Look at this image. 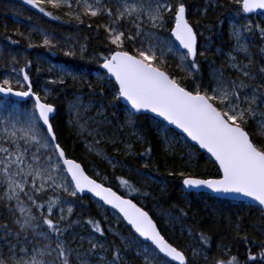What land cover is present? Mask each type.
I'll use <instances>...</instances> for the list:
<instances>
[{
	"label": "snow or ice",
	"instance_id": "6c2138e0",
	"mask_svg": "<svg viewBox=\"0 0 264 264\" xmlns=\"http://www.w3.org/2000/svg\"><path fill=\"white\" fill-rule=\"evenodd\" d=\"M23 2L45 16L54 15L42 6L48 3L52 8L66 7L69 11L65 15L74 16L81 23V5L85 15L104 18L109 54L101 57L100 67L105 70L108 83L114 80L113 98L122 99L130 106L129 123L134 114H155L162 118L153 121L158 133L167 137L179 130L214 158L218 165L217 176L185 178L186 189L203 188L214 194H234L264 207V140L254 141L246 127L248 117H255L264 107V91L261 90L264 79L249 91V85L240 77H256L252 76L248 64L238 63L235 56H229L233 62L228 66L237 78L218 71L204 83L195 59L197 34L186 17L182 0L175 4L170 0ZM236 2L245 14L264 10V0ZM121 22L128 25L127 32ZM165 29L168 35L161 36ZM261 33L264 35V29ZM234 35L238 42L236 51L247 53L240 44L242 32ZM43 43L48 45L49 40L45 38ZM130 46L134 54L130 52ZM177 47L185 50L180 58L181 67L193 77L191 85L182 83L180 78L154 63ZM20 72L23 81L27 82V90H17L7 78L0 82V202L6 205L16 228L13 231L5 225L0 229V264H71L70 257L75 249L67 244L66 234L72 221L65 218L64 206L69 205V217L73 207L70 201L49 195L57 190L74 198H82L88 193L103 205L110 206L134 236L126 243L142 249L147 264H188L184 251L162 234L148 211L137 206L133 199L125 198L124 193L92 178L79 162L67 156L51 122L55 107L33 92L27 71L20 69ZM260 72L264 74V68ZM20 83L17 80V85ZM11 97L30 98L32 105L18 106ZM260 115V128L264 134V112ZM120 183L128 188L127 195L131 196L133 192L141 195L127 180H120ZM90 223L94 231L104 235L96 221ZM235 229L239 235V223ZM200 239L207 243V237L201 235ZM41 242L44 243L42 248L39 247ZM243 242L252 243L246 235ZM99 247L103 248V244ZM259 247L258 256L249 250L248 260L253 264L258 259L264 261V244ZM91 248L94 252L97 244L92 243ZM120 261V251L114 247L110 264H120ZM214 264H239V261L232 256L216 260Z\"/></svg>",
	"mask_w": 264,
	"mask_h": 264
},
{
	"label": "trees",
	"instance_id": "16d2710c",
	"mask_svg": "<svg viewBox=\"0 0 264 264\" xmlns=\"http://www.w3.org/2000/svg\"><path fill=\"white\" fill-rule=\"evenodd\" d=\"M10 1L0 0V20L7 26V31L0 36V43L7 50L26 52L30 61L26 70L32 90L39 94L42 100L55 107L56 114L51 122L67 156L79 162L87 174L99 182H101L100 179L95 176L91 168L105 174L108 177L107 183H104L106 186L112 187L118 193H124L125 197L133 199L145 211H148L162 234L178 249L184 251L188 264H214L216 260L228 259L232 256L237 258L239 264H253L248 260L249 250L252 255L258 256L259 246L264 244V218L260 209L248 203L217 199L207 193L185 192L181 184L184 177L212 178L217 176L218 169L213 161L185 140L177 141L175 146L167 148L152 118L148 115H133L131 119L134 121V127H132L127 117V110L119 99L113 98L111 90L114 87L113 82L108 83L106 80L100 82L98 78L91 75L92 71L105 74L101 72L99 63L89 58L90 53L95 55L99 61L102 56L109 54L106 34L100 26V22L103 21L102 17L85 15L84 10L80 8L79 13L83 21L81 23L75 18H68L62 7L52 8L48 3L42 6L52 12L53 16H45L38 10L26 6H22L25 13L19 14L13 8L8 7L7 4ZM182 2L185 4L189 23L196 31L197 45H207L203 54L197 53L195 58L199 73L204 77V83L207 82L206 70L208 68L221 69L226 74V71L218 64L216 53L213 50L235 44L228 34L230 20L235 21L246 35L254 37L257 41L255 70L262 76L261 80L264 79V74L260 72V69L264 68V35L261 33V29H264V12L245 14L236 0H217L218 8L215 11L201 13L199 10L205 6L204 0H182ZM12 14L16 16L19 23L12 24L10 18ZM32 16H36L37 19L33 20ZM33 26L53 34L48 45H40L32 40L40 36V32ZM121 27L124 28L122 22ZM67 36H74L85 45L84 57H80L78 52L65 55L62 50L63 46L61 48L59 45H62ZM129 50L134 54L131 46ZM34 52L47 54L52 62L72 71L85 72V79L78 81L67 78L62 80L63 83L60 82L61 80L53 79L48 82L47 78L54 75L46 71L45 66L32 61L31 57ZM4 56V59H0V82L6 71V62L3 60L8 59L6 54ZM163 61L166 62V60ZM163 64L160 68L167 72V67L165 63ZM175 70L180 71L176 66ZM181 82L189 85L186 79H181ZM41 84L51 89L49 96L42 94ZM13 86L16 89L19 88L17 84ZM78 92L85 94L86 99L91 98L96 104H102L104 107L108 120L106 121L108 126L104 127L107 139L109 141L122 140L130 145V152L122 151L120 142H115L113 146V149H119L117 153L111 149L106 150L107 155L117 161L118 167L111 169L105 161L91 153L81 143V137L76 128L67 123V107L74 99L75 93ZM256 116L248 117L249 124L246 127L254 141L264 140V137L260 139L254 135L253 124ZM120 180H127L141 195L136 192H133L131 196L127 195L129 190L120 183ZM142 193L148 195L145 196ZM72 200L76 204L71 215L72 223L68 225L67 242L70 244L74 242L69 231L75 222L79 221L93 228L90 221L94 220L104 231L102 236L99 232L95 231V233L107 248L106 257L111 260L115 247L120 251V264H122V258L130 264H142L133 248L124 244L117 235L108 230V227L113 225L110 210L102 205L99 206L98 202L87 195L82 198L73 197ZM237 223L240 225L239 235L235 229ZM5 225L13 231L16 230L6 205L0 202V229ZM117 228L124 235L134 237L119 217ZM201 235L207 237V243L201 241ZM245 235L252 243L243 242ZM193 243L202 252V255L196 259H190ZM205 256L208 257L207 260ZM255 264H264V261L258 259Z\"/></svg>",
	"mask_w": 264,
	"mask_h": 264
},
{
	"label": "rangeland",
	"instance_id": "374dc122",
	"mask_svg": "<svg viewBox=\"0 0 264 264\" xmlns=\"http://www.w3.org/2000/svg\"><path fill=\"white\" fill-rule=\"evenodd\" d=\"M205 1V6L200 9L199 11L201 13H205L208 11H215L218 8V2L217 0H204ZM171 3L175 4L177 3V0H170ZM9 8H13L15 12L19 14L25 13V9H23L22 6H25V3L23 0H15V1H10L8 4ZM64 12L66 13L69 11L66 7H63ZM82 10L83 5L80 6ZM33 14V13H32ZM68 18H74V16H69L67 15ZM12 20V24L19 23L18 19L14 14L10 16ZM264 18V15H263ZM33 20H36V16H32ZM103 21H101L100 26L103 28L105 31V25H106V20L102 18ZM123 24V29L127 32L128 30V25L124 22ZM12 26V25H11ZM6 24L0 20V36L4 34L6 29ZM33 28L37 29V31L40 32V36L32 38V40L40 45L44 44L43 41L44 39L50 40L53 37V34L50 32H47L45 30L40 29L37 26H33ZM34 30V29H33ZM150 31H155V29H146ZM228 31H229V36L231 39L234 40L235 44H233L230 47L226 48H215L213 51L216 53L218 64L226 71V74L228 77L236 79V73L229 68V64L232 63L233 61L229 60V56H235L236 62L242 63V64H248L249 65V70L252 74V76H255L256 79H251V78H245V77H240V79H244L245 83L249 85V91L251 90L252 87H256L261 84L262 76L258 74V72L255 70V65H256V46H257V41L255 40L254 37H249L244 33V31L239 27V25L233 21L230 20L228 22ZM236 32H242V37L240 38V44L243 45L247 49V53L245 52H238L236 51L237 48V37L234 35ZM105 34L107 36V32L105 31ZM168 32L167 29H165L162 33L161 36H167ZM146 39V38H144ZM31 40V42H33ZM55 44V43H54ZM65 45V46H64ZM63 46L64 49L63 52H72V53H77L79 54L80 57H84L86 54V47L82 43H80V40L74 36L66 37V40L62 43V45H59V47ZM147 43L145 44V47H147ZM207 48V45L201 46L197 45V53L201 54L203 53ZM60 49V48H59ZM5 52V53H4ZM4 54L7 55V60H3L6 62V71L3 73L2 80L7 78L12 81V86L17 84V80H20L21 83L19 85V88L17 90H27V82L23 81V73L20 72V69H28V65H30V61L28 56L26 55L25 51H12V50H7L3 45L0 43V59H4ZM157 54L159 55V50H157ZM184 54L181 50L176 48L173 53H168L166 57L163 59H158L154 63L161 67L165 63L166 65V70L167 73L173 74L176 77L187 80L188 84L191 85L193 77L189 75V73L181 67V56ZM32 61L35 63H38L40 65L45 66L46 71L52 73L54 76H49L47 78L48 82L52 81L53 79L55 80H63L67 78H71L74 80L80 81L81 79H85L84 73L85 72H80V71H72L71 69L60 65L56 64L55 62H52L50 59H48L47 54H40L37 52H34L32 54ZM89 58L96 63H99L100 66V61L99 59L90 53ZM163 60H166L163 61ZM251 62V63H249ZM175 66L180 69V71L175 70ZM162 70V69H161ZM27 71V70H26ZM218 71H221V69L217 68H208L206 70V75H207V82H209L210 78L212 77L213 73H216ZM28 73V72H27ZM91 75L95 78H98L101 81L106 80L107 78L105 75L100 74L98 71H92ZM97 79V80H98ZM2 82V81H1ZM42 86L40 87L42 94L44 96H49L51 93V89L46 87L45 85L41 84ZM15 88V86H13ZM264 91V88L261 89ZM11 101L15 102L18 106H27L31 107L32 102L31 101H26V102H18L13 99ZM126 109V108H125ZM127 112H129L128 109H126ZM264 112V107H262L256 116V120L254 122V135H256L258 138L262 139L264 137V134H262V130L260 128V121H261V115L260 113ZM128 117V116H127ZM67 123L73 127L76 128V130L79 132L80 135V140L81 143L91 152L94 153L96 156H98L100 159L105 161L111 169H114L118 167L117 161L113 158L107 155L106 150L111 149L113 150L114 153H117L119 150L118 148H114L113 146L115 145V142H120L122 143V151L124 150L125 152H130V145L127 144L126 142L122 140H117V141H109L107 139V136L104 133V127L108 126L106 119V115L104 112V107L102 104H96L95 100H92L91 98L86 99V95L82 93H75L74 99L72 102L68 105L67 107V116H66ZM129 120V117H128ZM154 121L155 119L152 118ZM132 127H134V121L131 119V124ZM158 132V131H157ZM161 140L165 143L167 148H170L172 145H176L177 141H186V139L180 135H168L165 137L162 132L159 133ZM97 141H99L97 143ZM187 142V141H186ZM184 143V142H183ZM188 143V142H187ZM189 144V143H188ZM190 145V144H189ZM192 153V151H190ZM95 176L100 179L102 183H107L108 177L105 174L100 173L97 171L95 168H91ZM49 195L55 196H60L62 200L65 201H70L71 206L73 207L76 204L74 200H72L73 197H69L66 194L60 192L57 190L56 193H49ZM69 205L64 206V216L66 219H71V217L68 216L67 213V207ZM99 206L101 204L99 203ZM105 214V212H103ZM111 214V223L113 224L112 226L108 227V230L111 231V233L117 235V237L126 245H130L133 250L135 251L137 257L139 260L142 262V264H147V260L145 256L143 255V250L138 248L135 244H130L126 243L129 240L134 239L131 235H124L120 229L117 228V222H118V216L110 212ZM17 215H19L17 213ZM39 215V213H37ZM71 231H69V235L74 238V242L70 244L67 242L68 245H70L75 251L72 253L70 257V262L71 264H110V259L106 257L105 251L107 248L104 246V242L100 241L93 230L92 226H88L82 222H75L71 226ZM31 238V237H30ZM96 243L97 248L93 252L91 248V244ZM100 244H103V248L99 247ZM44 243L41 242L39 244V247H43ZM202 255V252L200 249L196 246L195 243L192 244L191 248V254H190V259H196L199 258ZM53 256H55V253H53ZM59 264V262H58ZM122 264H130L128 263L124 258H122ZM174 264V263H173Z\"/></svg>",
	"mask_w": 264,
	"mask_h": 264
},
{
	"label": "water",
	"instance_id": "95a60500",
	"mask_svg": "<svg viewBox=\"0 0 264 264\" xmlns=\"http://www.w3.org/2000/svg\"><path fill=\"white\" fill-rule=\"evenodd\" d=\"M25 6H26V7H30V8H32L30 5H27V4H25ZM263 12H264V10H257V11H255L254 13L260 14V13H263ZM186 17H187V15H186ZM197 43H198V41H197ZM177 48H178V47H177ZM178 49H179V48H178ZM179 50H181L182 52L185 51V50H182V49H179ZM188 59L190 60L191 58H188ZM100 70L105 74V70H104V69H102V68L100 67ZM113 84H114V80H113ZM10 99H13V100L18 101V102H26V101H31V102H32V100H31L30 98H16V97H11ZM119 101H120V103H121L126 109H128L129 111L131 110V109H130V106L127 105L126 102H124L122 99H119ZM55 114H56V111L52 114V119H53V117L55 116ZM141 114L148 115V116H150L151 118H153V119H155V120H157V119H162V118H157V117H155V114H152V113H140V114H134V116H138V115H141ZM164 123H166V122H164ZM171 127H174V126H171ZM175 133H177V134L181 135L182 137H184V138L186 139V141H187L191 146L195 147L199 152L203 153V154H204L205 156H207L211 161H213V163L216 165V167H217V169H218V165L215 163L214 158H212V157L210 156V154L206 152V150L199 149V146H198V145H195V142H192L190 139L186 138V135L183 134V133H181L179 130H175ZM189 177H191V178H199V177H194V176H187V177H184L183 180H184L185 178H189ZM92 178H93V177H92ZM212 178H215V177H212ZM94 179H95V178H94ZM200 179H209V178H200ZM96 180H97V179H96ZM183 180H182V183H181V184H182V188H183L184 191L187 192V193H207V194H210V195H212L213 197H215V198H217V199H223V200H230V201H234V202H243V203L252 204V205H255L256 207H258V208L260 209V211L262 212L263 218H264V207L259 206L256 202L251 201V200H249L248 198H243V197H240V196H238V195H234V194H229V195L214 194V193H212L210 190L203 189V188H201V189H186L185 186L183 185ZM97 181H98V180H97ZM98 182H99V181H98ZM105 186H106V185H105ZM113 190H114V189H113ZM84 195H87V196L91 197L93 200H95L96 202L100 203L103 207H105L106 209L112 211L113 213H115V214L119 217V215H118L114 210H112V209L110 208V206L103 205L102 202H99V201L97 200V198L91 196V194L85 193V194H83V196H84ZM125 198H127V197H125ZM133 202L136 203L135 201H133ZM137 206H140V205L137 204ZM119 218L122 220V217H119ZM122 222H123V221H122ZM123 223L129 228V226L126 224V222H123ZM173 263L175 264V262H173Z\"/></svg>",
	"mask_w": 264,
	"mask_h": 264
},
{
	"label": "bare ground",
	"instance_id": "6f19581e",
	"mask_svg": "<svg viewBox=\"0 0 264 264\" xmlns=\"http://www.w3.org/2000/svg\"><path fill=\"white\" fill-rule=\"evenodd\" d=\"M102 72V71H101Z\"/></svg>",
	"mask_w": 264,
	"mask_h": 264
}]
</instances>
